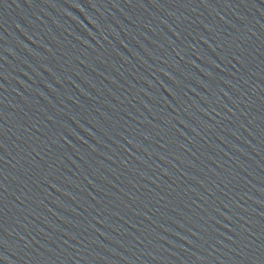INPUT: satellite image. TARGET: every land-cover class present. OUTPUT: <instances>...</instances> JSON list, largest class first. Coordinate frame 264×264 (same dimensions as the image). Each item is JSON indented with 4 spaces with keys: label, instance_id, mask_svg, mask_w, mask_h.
I'll return each mask as SVG.
<instances>
[{
    "label": "water",
    "instance_id": "95a60500",
    "mask_svg": "<svg viewBox=\"0 0 264 264\" xmlns=\"http://www.w3.org/2000/svg\"><path fill=\"white\" fill-rule=\"evenodd\" d=\"M0 264H264V0H198L0 207Z\"/></svg>",
    "mask_w": 264,
    "mask_h": 264
},
{
    "label": "snow or ice",
    "instance_id": "6c2138e0",
    "mask_svg": "<svg viewBox=\"0 0 264 264\" xmlns=\"http://www.w3.org/2000/svg\"><path fill=\"white\" fill-rule=\"evenodd\" d=\"M3 148V144H0V149H2ZM0 159H2V157H0ZM0 187H2V186H0Z\"/></svg>",
    "mask_w": 264,
    "mask_h": 264
}]
</instances>
